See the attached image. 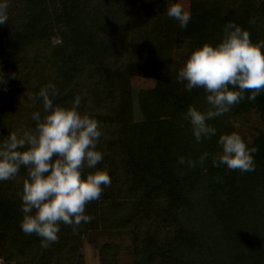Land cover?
Here are the masks:
<instances>
[{"label":"trees","instance_id":"trees-1","mask_svg":"<svg viewBox=\"0 0 264 264\" xmlns=\"http://www.w3.org/2000/svg\"><path fill=\"white\" fill-rule=\"evenodd\" d=\"M168 3L8 0V22L0 25V76L8 80L0 90V142L12 131L22 134L26 126L36 127L32 116L25 113L26 120L20 119L25 107L19 105V93H31L41 107L35 112L43 117L38 93L54 84L59 93L52 97L55 104L68 107L81 97L79 111L96 119L102 131L97 149L115 161L117 171L100 199L86 206L91 222L75 233L61 224L58 242L47 248L40 237L21 229L27 169L21 167L14 179L0 181V258L5 264H83L82 237L103 224L134 234V264H264L262 248L257 254L248 249L244 255L246 242L239 235L249 220H238L232 213L235 207L242 210L241 203L247 206L253 190L264 207V127L248 144L258 149L253 154L255 171L214 166V141L197 142L192 128L189 132L183 125L188 107H197L207 94L187 90L186 82L173 78L170 66L173 45L183 40L196 47L215 45L228 23L249 30L253 42L264 40V0L259 5L255 0H190L186 28L167 16ZM54 27L64 31L58 43L51 41ZM133 75L157 80V102L172 116L133 121L128 84ZM200 103L207 104L206 98ZM232 109L256 110L264 124V92ZM205 152L208 159L195 168L180 163V157L198 161ZM205 180L218 188L202 196L199 189Z\"/></svg>","mask_w":264,"mask_h":264},{"label":"clouds","instance_id":"clouds-1","mask_svg":"<svg viewBox=\"0 0 264 264\" xmlns=\"http://www.w3.org/2000/svg\"><path fill=\"white\" fill-rule=\"evenodd\" d=\"M8 0L0 2V25L8 22ZM168 17L186 28L191 18L182 0H169ZM178 80L186 82L187 90L206 92V111L190 105L184 119L192 125L197 142L211 139L217 129L207 123L228 113L245 98L254 101L264 92V40L253 42L250 31L238 24L228 23L221 41L215 45L205 42L195 48L178 72ZM245 93H251L247 97ZM58 90L54 84L43 86L38 93L44 115L34 112L35 129L22 134L10 132L0 142V181L14 179L21 167L27 169L21 194L23 217L21 229L27 235L35 234L41 246L47 248L58 242L60 226L68 225L75 233L93 217L86 214V206L100 199L111 178L106 170L98 169L104 154L97 149L102 136L99 122L79 111L81 97L77 95L71 106L55 104L52 97ZM29 99H35L27 92ZM222 151L212 154L214 166L226 165L231 171H255L256 147L236 131L219 136ZM209 153L198 161L185 160L195 168L203 164ZM85 169L89 171L85 177Z\"/></svg>","mask_w":264,"mask_h":264},{"label":"rangeland","instance_id":"rangeland-1","mask_svg":"<svg viewBox=\"0 0 264 264\" xmlns=\"http://www.w3.org/2000/svg\"><path fill=\"white\" fill-rule=\"evenodd\" d=\"M260 1L261 0H255V3L259 5ZM182 2L186 10L189 11L190 0H182ZM48 12L50 14V9L48 10ZM63 32L64 31L62 29L54 27L51 37L52 43H58L60 41L59 36ZM195 48L197 47L193 45L190 40L179 41L175 47L173 45L170 66L174 79H178L179 70L186 63L188 57ZM1 66L2 65H0V74ZM46 74V80H50L51 83V77L49 73L46 72ZM29 78L32 79V75H30ZM0 79V90H3V85L7 83L8 80L6 76H0ZM33 82L35 81L30 80L31 84H34ZM157 83L158 82L155 78L144 75H133L128 79V84L131 89V113L134 122L155 121L167 118L168 116H172V111L163 110L157 102ZM19 94L21 97V99L19 100V105L25 107V112L21 114V118L19 116L18 117L21 120L23 119L25 121V113L27 115H30L29 117H31L33 113L37 109L40 110L41 107L37 105V103L33 99H29L27 98V96H23L22 92ZM205 98L206 97H202L198 101L199 105L197 106V108L199 110L205 111L204 109H208L207 104H204L203 106L200 103ZM231 110L225 116L226 118H223L222 120L221 117H219L218 119L216 118L215 120L207 121V123L217 129V132L215 136L211 137V139L202 138V140H211V142L214 141L217 153L222 151L221 147L218 144L220 135L236 131L240 133L245 141L249 144L252 142L255 136H257L258 133L263 130L264 127L263 121L261 120L259 113L256 110L242 113L233 112L232 108ZM183 125H186L187 130L190 132L192 128L191 123L189 121H183ZM26 127L20 132L23 133L25 130H29ZM184 153L186 154L185 151ZM97 168L106 170L110 178H112L114 172L117 171V164L114 160H111L107 156H104L103 160L97 165ZM89 171H95V169H85V177ZM217 188L218 184L210 180H205L200 186L199 193L202 196H206ZM251 193L252 197L250 200H248L249 202H247L246 207L243 208V203H241L240 206L242 210H238V207H235V209L232 210V213H235V215H237L236 218L238 220H249V222H246V225L247 223L248 225L239 235L240 239L246 242L244 245V255L248 252V249H251V251H254L256 254L257 251L260 250V248L264 250V207L262 206L263 203L260 194H257L254 190L251 191ZM113 201L114 203L118 202L117 200ZM104 209L105 212H109V210L107 211L106 206ZM118 213L121 214V212ZM100 218L101 223H103L104 217L100 216ZM105 225L106 224H103L101 228L99 227L97 229L88 231L83 235L80 246V253L83 258V264H134V234L124 229H114ZM0 264H5V262L1 258Z\"/></svg>","mask_w":264,"mask_h":264}]
</instances>
